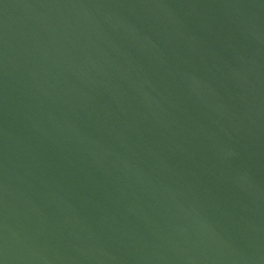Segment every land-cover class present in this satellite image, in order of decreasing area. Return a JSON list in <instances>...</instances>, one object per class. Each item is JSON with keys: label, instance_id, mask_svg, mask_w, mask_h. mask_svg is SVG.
Masks as SVG:
<instances>
[{"label": "water", "instance_id": "95a60500", "mask_svg": "<svg viewBox=\"0 0 264 264\" xmlns=\"http://www.w3.org/2000/svg\"><path fill=\"white\" fill-rule=\"evenodd\" d=\"M0 264H264V0H0Z\"/></svg>", "mask_w": 264, "mask_h": 264}]
</instances>
